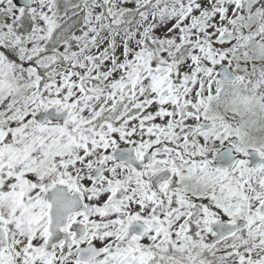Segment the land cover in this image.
Masks as SVG:
<instances>
[{
    "label": "snow or ice",
    "instance_id": "1",
    "mask_svg": "<svg viewBox=\"0 0 264 264\" xmlns=\"http://www.w3.org/2000/svg\"><path fill=\"white\" fill-rule=\"evenodd\" d=\"M0 264H264V0H0Z\"/></svg>",
    "mask_w": 264,
    "mask_h": 264
}]
</instances>
